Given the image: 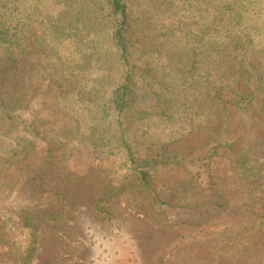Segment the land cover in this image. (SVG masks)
<instances>
[{
	"label": "trees",
	"instance_id": "1",
	"mask_svg": "<svg viewBox=\"0 0 264 264\" xmlns=\"http://www.w3.org/2000/svg\"><path fill=\"white\" fill-rule=\"evenodd\" d=\"M2 131L15 147L6 152L40 145L66 181L81 145L113 159L104 174L118 181L95 206L101 221L128 187L165 205L155 172L188 169L191 154L170 148L205 131L202 174L212 180V159L227 158L264 227V0H0ZM40 222L29 207L1 217L18 264L33 262Z\"/></svg>",
	"mask_w": 264,
	"mask_h": 264
},
{
	"label": "rangeland",
	"instance_id": "2",
	"mask_svg": "<svg viewBox=\"0 0 264 264\" xmlns=\"http://www.w3.org/2000/svg\"><path fill=\"white\" fill-rule=\"evenodd\" d=\"M235 127L241 129V119ZM256 130L246 134L249 146L259 143ZM207 142L208 133L201 131L171 146L172 152L191 154L193 162L185 170L155 172L153 188L165 205L154 209L151 196L128 187L111 202V218L101 221L95 206L109 182L118 181L104 174L113 159H99L81 145L67 164L72 178L66 181L40 145L27 155L6 152L15 147L2 131L0 222L27 207L39 213L40 243L31 264H264V227L255 215L260 205L249 201L224 156L212 159V180L202 174ZM60 197L71 204L69 211L57 208ZM217 201L226 207L219 213L210 206ZM14 243L0 223V264H18Z\"/></svg>",
	"mask_w": 264,
	"mask_h": 264
}]
</instances>
